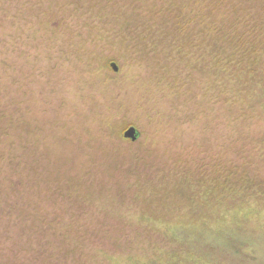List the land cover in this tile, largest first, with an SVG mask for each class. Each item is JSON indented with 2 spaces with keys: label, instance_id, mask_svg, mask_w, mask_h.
Here are the masks:
<instances>
[{
  "label": "rangeland",
  "instance_id": "rangeland-1",
  "mask_svg": "<svg viewBox=\"0 0 264 264\" xmlns=\"http://www.w3.org/2000/svg\"><path fill=\"white\" fill-rule=\"evenodd\" d=\"M117 2L89 20L106 0H0V264H127L160 240L137 226L138 191L150 203L164 189L188 190L186 179L210 186L221 171L237 190L247 174L264 183V119L234 126L197 63L119 52L132 12L118 8L138 3ZM258 208L225 233L221 221L199 226L183 246L201 263L189 264H264Z\"/></svg>",
  "mask_w": 264,
  "mask_h": 264
},
{
  "label": "trees",
  "instance_id": "trees-1",
  "mask_svg": "<svg viewBox=\"0 0 264 264\" xmlns=\"http://www.w3.org/2000/svg\"><path fill=\"white\" fill-rule=\"evenodd\" d=\"M128 1L131 4L136 2L138 6L132 9L127 2L118 8L120 13L116 16L124 17L127 12H132V17L119 27L130 39L119 40V52L122 53L124 47V52L139 61L153 53V58L160 56L165 61H184L190 66L197 63V70L201 71L208 88L224 107L222 111L230 117L229 120L233 119L234 126L244 123L246 116L251 114L258 117V121L264 119V5L252 7V0ZM117 3V0H106L104 7L97 3L98 8L84 16L89 15V20L104 19L107 17L105 10L117 8ZM116 16L111 15V18ZM116 21L120 23L118 17ZM256 140L260 142L259 137ZM222 173L215 176L210 186L186 179L182 184H186L188 190L178 187L173 191L164 189L166 192L154 193L150 203H146L145 194L138 191L136 197L144 202L134 215L137 226L148 234L145 238L160 236V240H148L149 248L143 257L136 258L131 254L127 264H167L171 257L175 264H189L193 260L201 263L195 254L196 249L183 246L191 241L194 232L200 230L199 226L206 227L210 225L206 221L213 220L216 223L221 221L226 227L227 221L238 213L258 212V204L264 200H255V197L261 195L264 183L247 174L243 178L247 184L237 190L229 175L221 181ZM155 198L160 199V206L152 204L158 200ZM169 199H177L181 204L177 208L163 205ZM202 222L205 224L199 225ZM226 231L227 227L222 233ZM223 235L226 240L235 237L231 230Z\"/></svg>",
  "mask_w": 264,
  "mask_h": 264
},
{
  "label": "water",
  "instance_id": "water-1",
  "mask_svg": "<svg viewBox=\"0 0 264 264\" xmlns=\"http://www.w3.org/2000/svg\"><path fill=\"white\" fill-rule=\"evenodd\" d=\"M111 67L117 71V66L115 65V63L111 64ZM124 137L126 139H130L131 141H136L138 139V131L135 127H130L129 129H127L124 133Z\"/></svg>",
  "mask_w": 264,
  "mask_h": 264
}]
</instances>
